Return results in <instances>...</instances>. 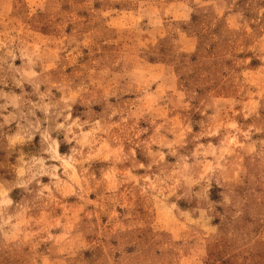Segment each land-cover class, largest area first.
<instances>
[{
  "label": "rangeland",
  "instance_id": "obj_1",
  "mask_svg": "<svg viewBox=\"0 0 264 264\" xmlns=\"http://www.w3.org/2000/svg\"><path fill=\"white\" fill-rule=\"evenodd\" d=\"M0 264H264V0H0Z\"/></svg>",
  "mask_w": 264,
  "mask_h": 264
}]
</instances>
